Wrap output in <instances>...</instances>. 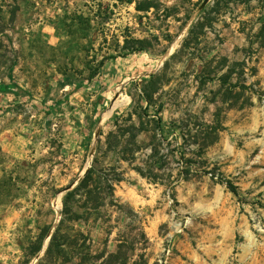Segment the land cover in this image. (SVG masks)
Instances as JSON below:
<instances>
[{"label": "rangeland", "instance_id": "obj_1", "mask_svg": "<svg viewBox=\"0 0 264 264\" xmlns=\"http://www.w3.org/2000/svg\"><path fill=\"white\" fill-rule=\"evenodd\" d=\"M150 1L0 0V264H102L124 238L128 264H264V0ZM126 35L145 50L125 56ZM116 121L150 130L116 201L49 251L61 190Z\"/></svg>", "mask_w": 264, "mask_h": 264}, {"label": "trees", "instance_id": "obj_2", "mask_svg": "<svg viewBox=\"0 0 264 264\" xmlns=\"http://www.w3.org/2000/svg\"><path fill=\"white\" fill-rule=\"evenodd\" d=\"M119 1H124L129 4L135 3L136 10L138 11H150L151 8L155 7L150 0ZM145 3H147V5ZM145 41L146 39L137 38L133 35H126L124 37V45L122 46L125 56L145 50ZM94 58H96V56H94ZM106 59L107 57H103L96 65V68L92 69L90 78L97 75L100 67L103 66ZM230 73L231 72H226L222 74L221 79H227ZM152 79L153 75L152 78L148 80V83L151 82ZM142 91V96L147 102L148 108L149 106L153 105L154 93L156 92V89H149L146 85ZM149 116L154 115L149 114ZM132 117L133 113L131 112L129 113L128 119H132ZM140 117H142V114ZM153 121L156 123L157 128H160L159 130L162 131L161 133L163 134L161 117L157 116V119H153ZM131 128L137 130V132L133 131L132 136L129 139V135H127L128 129L122 127L119 121H116L115 128L106 135L105 140L103 141L101 138L98 140L96 151L93 154L91 167L88 168L76 186L64 192L62 198V218L59 226L51 236L49 251H51L55 246H57L60 250H63L69 245V237L63 233V226L67 222L77 221L79 219L89 221L93 218L92 216H94L95 219H98L95 215L100 214L101 207L114 204L116 201L115 185L116 183L125 179L123 172L120 170L121 167L118 166V164L123 161L131 162L134 158H136V151H134V149L126 148L127 144L138 145V137L140 133L150 131L149 129L136 127L134 125ZM156 136L157 134L155 133L154 137L156 138ZM126 138H128V141ZM151 150L152 151L149 155L150 162L153 163V168L161 170V166L158 167V163H160L162 160V156L160 154L161 152L155 147ZM116 154L119 156L117 164L108 160V157ZM156 164L158 165L155 167L154 165ZM153 168L151 167L150 173H148L143 167H135L136 171L142 176L149 178L154 182H158L157 179L152 175L154 172ZM228 186L234 193H238L237 186L233 185L231 182H228ZM57 190L58 189L53 188L55 193ZM47 234L48 232L42 234L39 239H37V249L35 250V254L41 250L43 241ZM127 242L128 241L125 240V238L119 239L117 249L113 252L106 253L103 257L102 264H128V253L131 249L127 246Z\"/></svg>", "mask_w": 264, "mask_h": 264}, {"label": "water", "instance_id": "obj_3", "mask_svg": "<svg viewBox=\"0 0 264 264\" xmlns=\"http://www.w3.org/2000/svg\"><path fill=\"white\" fill-rule=\"evenodd\" d=\"M87 170H88V168L86 169V171H87ZM86 171H85V173H86ZM75 184H76V182H73V183L67 185L66 187H64V188L61 190V192H66V191L70 190L71 188H73V187L75 186Z\"/></svg>", "mask_w": 264, "mask_h": 264}]
</instances>
